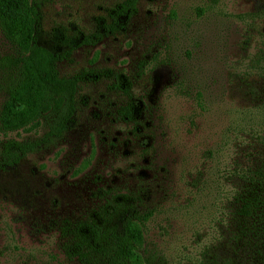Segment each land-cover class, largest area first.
<instances>
[{"label": "rangeland", "instance_id": "rangeland-1", "mask_svg": "<svg viewBox=\"0 0 264 264\" xmlns=\"http://www.w3.org/2000/svg\"><path fill=\"white\" fill-rule=\"evenodd\" d=\"M38 1L46 32L91 33L123 0ZM91 70L124 75L142 111L122 117L130 97L113 77L82 83L76 127L0 170V264H77L59 226L119 194L154 212L135 264H264L262 226L235 199L264 164V0H140L123 31L59 64ZM5 99L0 87V110ZM46 130L0 129V150Z\"/></svg>", "mask_w": 264, "mask_h": 264}, {"label": "trees", "instance_id": "trees-1", "mask_svg": "<svg viewBox=\"0 0 264 264\" xmlns=\"http://www.w3.org/2000/svg\"><path fill=\"white\" fill-rule=\"evenodd\" d=\"M140 0H123L95 18V30L87 33L78 25L44 28L38 0H0V32L12 47L0 57V87L6 99L0 110V129L5 134L46 132L35 140L8 139L0 150V170H11L31 153L60 140L76 127L80 84L113 77L130 97L122 117L133 121L142 111L129 93L131 84L112 71H82L62 76L59 64L72 59L83 46H95L105 37L121 32L136 14ZM46 40L45 43L42 40ZM244 188L235 199L238 213L262 226L264 235V164L244 175ZM153 210L133 195L107 198L85 219L64 220L59 226L60 246L77 264H135L132 253L145 241L146 224Z\"/></svg>", "mask_w": 264, "mask_h": 264}]
</instances>
